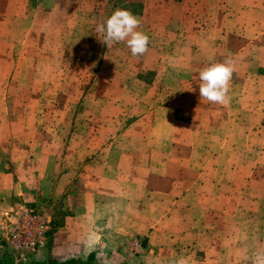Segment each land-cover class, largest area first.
<instances>
[{
	"label": "rangeland",
	"instance_id": "374dc122",
	"mask_svg": "<svg viewBox=\"0 0 264 264\" xmlns=\"http://www.w3.org/2000/svg\"><path fill=\"white\" fill-rule=\"evenodd\" d=\"M117 9L135 13L147 50L163 49L157 68L147 50L133 57L124 42L104 44L96 26ZM261 32L264 0H0V144L7 136L14 149L9 156L1 144L0 162L8 155L24 194L8 205L47 212L64 230L80 226L100 241L102 231L85 223L94 199L90 191H108L100 165L109 157L107 149L117 154L126 142L108 136L151 114L153 105L168 104L185 123L174 130L191 135L176 139L174 148L196 145L201 132H220L216 145L253 155L261 161L253 178L264 180ZM229 58L234 71L227 103L200 98V70ZM141 100L151 103L140 108ZM159 110L154 115L165 117ZM129 143L132 148L134 141ZM20 150L23 157L16 154ZM239 175L248 179L247 172ZM262 247L240 246L238 263L264 264ZM6 255L0 247V259Z\"/></svg>",
	"mask_w": 264,
	"mask_h": 264
},
{
	"label": "crops",
	"instance_id": "0c3cea01",
	"mask_svg": "<svg viewBox=\"0 0 264 264\" xmlns=\"http://www.w3.org/2000/svg\"><path fill=\"white\" fill-rule=\"evenodd\" d=\"M152 54L157 68L164 51L150 47L146 55ZM149 101L141 100L139 107ZM153 106L151 114H140L125 131L108 136L126 142L117 154L114 148L107 149L109 157L103 159L99 171L106 177H101L104 182L108 178L109 189H103L102 196L90 191L94 199L85 210L89 213L85 223L91 229L99 228L103 238L96 241L80 226L56 228L51 214L48 242L29 260L86 262L92 256L93 264H239L240 246H264V180L253 178L261 161L254 162L253 155H239L238 147L216 145L221 133L215 131L199 133L197 146L191 142V146L174 148L176 139L191 135L174 130L185 123L174 118L168 104ZM159 109L165 110V117L154 115ZM134 129L139 131L132 133ZM129 141H134L132 148ZM1 144L2 151L12 156L9 137ZM20 151L16 154L23 157L24 151ZM259 155H264V149ZM6 157L0 162V223L11 207L9 199L24 195ZM242 171L248 179L239 175ZM79 185L76 180L75 186ZM0 247L13 257L14 264H27L16 261L1 233Z\"/></svg>",
	"mask_w": 264,
	"mask_h": 264
},
{
	"label": "clouds",
	"instance_id": "9594fccd",
	"mask_svg": "<svg viewBox=\"0 0 264 264\" xmlns=\"http://www.w3.org/2000/svg\"><path fill=\"white\" fill-rule=\"evenodd\" d=\"M139 19L128 10H115L103 23L97 24L96 31L103 34L106 46L124 42L136 57L147 50L148 37L138 31ZM234 71L233 61L225 59L212 63L199 72V95L209 102L224 104L228 101V84Z\"/></svg>",
	"mask_w": 264,
	"mask_h": 264
},
{
	"label": "built area",
	"instance_id": "2783aa9c",
	"mask_svg": "<svg viewBox=\"0 0 264 264\" xmlns=\"http://www.w3.org/2000/svg\"><path fill=\"white\" fill-rule=\"evenodd\" d=\"M52 223L51 214L15 204L3 213L0 233L16 261L27 262L33 253L46 246Z\"/></svg>",
	"mask_w": 264,
	"mask_h": 264
},
{
	"label": "trees",
	"instance_id": "16d2710c",
	"mask_svg": "<svg viewBox=\"0 0 264 264\" xmlns=\"http://www.w3.org/2000/svg\"><path fill=\"white\" fill-rule=\"evenodd\" d=\"M132 13H134V12H132ZM141 13H142V6H141V10L139 11V14H141ZM59 226H60V224L58 226L55 225L56 228L59 227ZM10 257L11 256H9V254H7L6 256L2 257L0 259V264H14L13 263V259H11L12 257L11 258ZM31 264H93V257L91 256L88 259V261H86V262H82V261H78V260H69V261H65V262H61V263H58L56 261H51V262H47V263H45V262H37L36 261V262L31 263Z\"/></svg>",
	"mask_w": 264,
	"mask_h": 264
}]
</instances>
